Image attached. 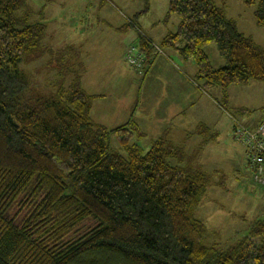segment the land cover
<instances>
[{
  "label": "trees",
  "instance_id": "trees-1",
  "mask_svg": "<svg viewBox=\"0 0 264 264\" xmlns=\"http://www.w3.org/2000/svg\"><path fill=\"white\" fill-rule=\"evenodd\" d=\"M245 4L264 30V0ZM36 16L29 0H0V264H264V217L226 249L207 243L194 213L209 177L168 135L144 151L132 120L111 131L94 124L95 97L64 59L74 48L47 63L60 77L75 74L69 87L48 97L31 87L21 67L40 58L47 36ZM171 16L179 25L160 47L195 64L203 91L264 82V51L212 0H168L165 22ZM139 46L150 57L152 47ZM209 46L225 66H211ZM195 133L212 137L204 126ZM21 199L34 208L16 223L9 213ZM88 221L95 226L77 236Z\"/></svg>",
  "mask_w": 264,
  "mask_h": 264
},
{
  "label": "rangeland",
  "instance_id": "rangeland-1",
  "mask_svg": "<svg viewBox=\"0 0 264 264\" xmlns=\"http://www.w3.org/2000/svg\"><path fill=\"white\" fill-rule=\"evenodd\" d=\"M104 1L107 2V4H105ZM109 1L111 0H29V5L35 14H37L36 19L39 18V21L44 23L47 35L43 41L44 51L42 52V55H40V58L24 64L21 67V70H23L28 77L31 87L36 92L48 97L53 95L59 86H63V88L69 87L75 78L73 72L76 71V76H78L80 80V76L82 75V72H80V63L84 62V60L80 54L76 53L78 50L65 56L64 59L69 64L68 68L73 72L66 74L64 77H60L56 72L48 69V60H50V56H52L54 52L67 49L65 47L68 45L78 42V39L76 38L77 36L79 37L81 31V37L89 34H96L92 40L97 41L98 36L106 34L108 30L111 29L110 27L120 25L121 22L119 23V19L116 17L118 15L116 14L115 8L120 9L121 7L116 2H114L115 4L113 3V6H109ZM129 2L131 8L136 6L137 2H142V4H144V9L147 8V0H130ZM133 2L135 3L133 4ZM212 2L217 8L223 10L227 19L236 22L239 30L237 31L239 33L250 38L256 46L264 51V30L257 27L255 23L254 6L247 7L245 4L246 0H212ZM73 36H76V38ZM154 46L159 48L160 52L156 54L151 53V55L164 56L163 49L160 45L154 44L153 47ZM68 48L70 47L68 46ZM204 52L207 55L211 66L214 69H218L220 67L218 61L222 59L219 57L216 48L214 46H209L204 49ZM136 53H142V55L146 54L141 50L139 45H133L129 46L123 55V61L127 67V69L124 67V71L123 68L120 69V75L123 76L124 79L122 81L127 83L123 87L112 86L99 79L101 75L107 78L118 75L119 68H114L115 70L109 71L112 66L111 60L107 58H95V60L92 61L91 67L100 66L105 67L106 69L102 71H106L104 74H92L96 75V82H93L95 87L90 90H85L86 93L96 95V97L93 96L95 98L91 103L93 110L90 115L94 124L98 126L103 124L100 118L101 115L96 110H99L100 105L105 103V101H108L111 97L118 100V105L122 110H125V105H128L130 108L138 107L134 115V120H130H132L135 125L140 123H136L135 119L141 117L138 113H140L142 107L148 106L147 102L143 99L145 91L139 93L137 85L141 84L145 78L146 65L142 66L141 71L137 70L132 64V58H130V56L134 57ZM146 58L149 62L150 58L148 56ZM89 60L90 58L86 59L85 63ZM132 82H135L136 84L132 85ZM258 83H261L262 87H259L260 85H257ZM252 84L255 85L252 86ZM238 87L239 89H230L235 90L230 91L228 94L231 101L237 103L244 102L250 105L249 108H246L247 110L243 112L244 117L251 116L256 120L264 121V82L250 81L248 84ZM208 92L209 94H212L210 91ZM219 107L230 114L238 113L235 109L232 110L230 107L224 105H219ZM195 115V118L197 117L198 121L199 119H202L207 123H210V125L216 123L220 129H223V124L226 122L224 119L216 118L214 115L208 116L207 114L202 115L199 113H196ZM119 125V122H116L113 129H116ZM142 126L145 129L143 130L145 133L159 134L160 137L163 135H169L171 129H173V131L177 130L175 126L171 125L170 128H167L164 121H154L152 119L148 122L145 121ZM127 127L131 128L130 125ZM143 131H141V133H143ZM211 135L213 136L214 134L211 133ZM193 136L194 139L190 138L188 140V146L182 148L183 153L190 157L192 168L200 169L208 175L210 183L199 207L194 213V217L197 220L202 221L206 226L208 235H210L207 239V243L209 245L216 244L219 248L226 249L232 246L241 236L246 235L250 225L259 219V211L262 206L258 202V199H256V195L252 194V187L248 188L247 192L249 198H247V201H244L245 205L242 210L239 206L241 200H245L246 196L240 194L237 184L238 181H241L240 177L241 179L246 178L249 172L246 165L244 151L241 149L243 151V155H241L233 150L231 153L232 155L229 156V153L224 155L222 150L216 151V149H213L214 147L210 146L206 152L202 154L203 162L200 163L201 148L197 147L198 145L196 142L202 141L201 145H206L212 142L213 139L211 138L207 141V138H197L195 135ZM230 139L231 138H229V144L239 151V147L233 144L235 142ZM203 141L205 143H203ZM171 144L173 143L171 142ZM229 144H227V146L230 147ZM110 146L111 149L114 150L118 148V144L114 139H111ZM171 163L173 165L175 164V162L172 161ZM30 206L31 205L26 199H21L18 204L11 209L9 213L10 219H14L16 223L26 222L33 212L34 206L33 208ZM94 226L95 223L93 221L85 222L79 228L78 233H76L78 234L77 236L83 235Z\"/></svg>",
  "mask_w": 264,
  "mask_h": 264
},
{
  "label": "crops",
  "instance_id": "crops-1",
  "mask_svg": "<svg viewBox=\"0 0 264 264\" xmlns=\"http://www.w3.org/2000/svg\"><path fill=\"white\" fill-rule=\"evenodd\" d=\"M129 1L130 0H111L108 3L109 6H113V3L116 2L121 7L120 9L115 8L116 14L118 15L116 17H118L119 23L121 22L120 25L110 27L111 29L108 30L106 34L98 36L97 41L92 40L96 34H89L91 36L86 35L81 37V31L79 37L77 36L76 38V36H73L78 39L77 41L79 44L76 42L72 45H68L70 48L78 50V53L84 60V62L80 63V72H82L80 82L85 93V90H90L95 87L93 82H96V75L92 74L106 73V71L102 72L105 67H91L92 61H94L95 58H107L111 60L112 66L109 71L115 70L114 68H119L118 75L110 78L101 75L99 79L103 80L105 83H109V85L123 87L127 83L122 81L124 79L123 76L120 75V69L123 68V71L125 68L127 69L123 61V55L126 49L129 46H138L140 39L147 42L149 47H152L154 44L160 45L167 35L174 34L177 30L179 25L178 18L171 16L165 22V16L168 11V0H147L146 9H144V4H142V2H137L136 6L131 8ZM104 3L107 4L105 1ZM134 3L135 2H133V4ZM237 27L236 24V29L238 30ZM68 46L65 48H68ZM163 53L164 56H152L150 54L149 58L151 61L146 65L145 78L141 84L137 85L139 93L145 91L143 99L147 102L148 106H143L140 113H138L141 117L135 119L136 123L140 122L136 124L140 133L145 130L142 126L145 121L148 122L151 121V119L154 121H164L167 128H170V125L177 128L176 131L171 129L168 138L173 143V146L182 149L188 146L187 144L190 138L194 139L193 135L197 138L202 137L194 132H196L198 126H204L208 129L210 136H212L211 133L214 135L211 137L213 140L209 144L201 145L202 141L196 142L198 145L197 147L201 148L200 163L203 162L202 154H204L210 146L214 147L213 149H216V151L222 150L224 155L229 153V156H231L233 150L243 155L242 148L238 144L233 143L239 147V151L229 144L234 121L249 128H254L264 121L256 120L251 116L244 117L243 112L247 110L246 108H249L250 105L244 102H232L231 98L228 97L230 91H235L230 89H239V87L232 86L226 90L214 88L210 90L212 94H209V92L202 90V83L196 79L197 68L194 63L183 60L171 49H163ZM145 56L148 55L145 54ZM88 58H90V60L85 63V60ZM218 64L220 66L219 68L225 66L223 60H219ZM131 84L135 85L136 83L132 82ZM253 85L255 84H252V86ZM257 85L262 87L261 83ZM86 94L96 97V95H91V93ZM219 105L230 107L232 110L235 109L238 113L239 111L243 112L240 114H230L221 109ZM125 107V110H122L118 105V100L113 97L101 104L100 109L96 110L101 115L100 118L103 122L101 126L111 131L114 130L113 126L116 122H119V127H121L126 125L130 119L134 120V115L138 107L130 108L128 105H125ZM92 110L93 106L90 108V115ZM196 113L202 115L207 114L208 116L214 115L216 118L224 119L226 122L223 124V129H220L216 123L210 125V123L202 119L198 121L197 117L195 118ZM159 137V134L145 133V131H143L140 136H134L133 143L138 145L142 150L148 151L152 142ZM203 143L205 142L203 141ZM227 144H229L230 147L227 146ZM240 180L241 181H238L237 188L240 194L246 196L245 200H241L239 204L240 209L242 210L245 205L244 201H247V198H249L247 192L248 188L252 187V194L256 195V199H258V202L262 206L259 211V218L264 217V189L256 187L253 184L249 172L246 178L241 179L240 177Z\"/></svg>",
  "mask_w": 264,
  "mask_h": 264
},
{
  "label": "built area",
  "instance_id": "built-area-1",
  "mask_svg": "<svg viewBox=\"0 0 264 264\" xmlns=\"http://www.w3.org/2000/svg\"><path fill=\"white\" fill-rule=\"evenodd\" d=\"M159 52V48L152 46V53L156 54ZM146 57L142 53H136L134 57L130 56L132 64L138 71H141L142 66L146 65L148 60ZM231 139L244 151L246 165L253 184L256 187L264 188V123H260L254 128H249L234 121Z\"/></svg>",
  "mask_w": 264,
  "mask_h": 264
}]
</instances>
